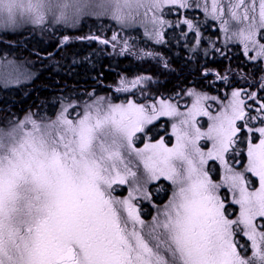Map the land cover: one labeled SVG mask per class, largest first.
<instances>
[{"label":"snow or ice","instance_id":"1","mask_svg":"<svg viewBox=\"0 0 264 264\" xmlns=\"http://www.w3.org/2000/svg\"><path fill=\"white\" fill-rule=\"evenodd\" d=\"M96 7L110 9L122 26L142 14L152 25L149 40L165 48L172 44L166 30L180 27L189 52L200 49L202 25L165 16L200 8L224 34L223 47L211 42L215 51L229 59V46L239 44L237 58L264 73V0H0V27H75L84 15L103 14ZM80 38L169 67L159 51H133L118 34ZM230 74L202 73L221 86L232 85ZM10 75L0 72L5 83ZM152 83L148 75L122 79L116 91L137 96ZM257 87L259 93L231 86L223 97L193 88L185 111L182 95L175 102L99 98L82 108L69 99L55 120L29 116L0 131V264H264V78ZM209 101L219 106L215 114ZM199 117L208 123L201 126ZM162 118L172 121L171 147L151 135ZM201 141L210 142L207 151ZM210 161L223 168L219 182ZM161 181L170 182L171 199L146 221L137 201L151 202L147 186L158 190ZM124 185L130 191L120 198Z\"/></svg>","mask_w":264,"mask_h":264},{"label":"trees","instance_id":"2","mask_svg":"<svg viewBox=\"0 0 264 264\" xmlns=\"http://www.w3.org/2000/svg\"><path fill=\"white\" fill-rule=\"evenodd\" d=\"M108 25L109 23H106L105 26H103L105 27V29H103V31L101 30V32L103 33L100 34L107 36V34L104 32L107 30L106 26ZM80 33L81 29L73 31L72 35L69 38H71V40H74L72 38H77L78 36H80ZM31 39V42H33V48L18 46V44L17 46H15V54L19 55L20 52H22L30 55L32 54L31 51H34L36 56L39 58L34 63L35 65L42 64L44 66L45 75L40 74L39 77H37L34 83V85H36L35 92H33V90H27L26 88H14L9 90H3L2 88H0V125L4 126L7 125L5 123H15L14 120H20V117L22 115H54L56 110V102H54L53 104L51 103L53 102L52 98H55V95L51 94L47 89H42V86L54 90L58 89L59 91H61L60 89L62 88L65 90H70V94H76V96L77 93L84 96V93H86V91H89L91 92L90 95L93 98L95 97V92H108L105 86L114 84L116 75L126 76L128 74H131L132 71L139 70V74L150 73L151 76L157 75L163 77L161 79H157V81L153 84V87L151 86L152 84L150 85L151 93L153 92L152 97H154L156 100H159L161 98H166L169 96L174 98L175 95L172 94H176L177 90L182 89L186 85H189V80L192 78L193 74L200 77L202 71H207L211 67V64L218 65V72H230L231 78L236 77V79L240 81L241 88L243 83H246L250 91H254L257 93H259L260 90L257 85L259 84L260 80L264 78V76H261L259 80L260 73H258L257 69L255 68H251V72L247 73L245 67L248 64L244 63L242 59L237 58L240 55L239 53H236V59L232 58V60H229L232 54L229 55V59L218 57L216 59L213 58L212 60H209V55L213 50L212 47H207L209 48L207 57H205L203 51H201L200 55H195L194 57H191V59L190 57L184 58V56L176 57L173 55L175 54V52L171 51L170 49L168 50L167 47V50H160L159 52H169V56L168 53H166L168 64L170 66H175L174 68H170L172 69V71H167L163 69L162 65H151L148 61L138 59L133 55H120L114 57L110 55V53H108V55L101 57L100 50H98L96 46L94 47L91 43L78 41L70 44L59 45V47L56 46L58 44L53 43L51 47L46 48L44 46L41 47V45H38V41L36 38L33 37ZM52 41L54 42V40ZM42 48H44L45 50L42 51ZM78 49H86L97 53L101 57L100 63L86 56H84L83 58L77 57L75 53ZM145 49L152 50V48L148 45H146ZM133 51H136V48H133ZM42 60L47 61L42 62ZM239 60L242 62H240ZM179 67L180 69H178ZM164 73L166 74V77H164ZM166 78L169 79L167 80V84L165 83ZM41 81H43V83ZM181 81L185 83L183 86H179V83ZM222 84L219 83L218 86ZM99 87H101L104 91L99 89ZM188 87L186 88L187 90ZM227 90L228 89L219 88L217 93L222 94L227 92ZM148 93L149 92H146L145 94L148 95ZM219 97H221V95ZM190 99L191 98L189 97L180 102L181 111H185L186 107L190 106L185 105V101H188ZM118 100L120 103V99ZM163 119L164 118H162V120ZM202 123H204L205 125L206 120L202 119ZM154 129L156 128L154 127ZM163 133L164 134L160 135V138H163L171 147L174 143L173 140L169 139V137L174 138L171 136V125L165 124V130L163 131ZM155 135H153V137H155ZM203 144L204 147H202V149L204 151H207V149H205V146L210 147V142H208V144L206 145L203 141ZM219 176L220 168H215V170L213 171L214 180L217 181ZM160 189H163L164 191H167V189L170 190L171 185L168 184V188L166 186H163V188ZM160 189L154 190V185L149 184V187L147 186L146 190L151 193V202L146 200V205L142 206L140 205V202L137 201L138 205L141 208L146 209L149 214L153 212V209L157 208V203L159 201L161 206L162 195H160ZM122 193L123 194H121L120 197L127 198L128 193ZM142 216L146 220L149 218L143 211Z\"/></svg>","mask_w":264,"mask_h":264},{"label":"rangeland","instance_id":"3","mask_svg":"<svg viewBox=\"0 0 264 264\" xmlns=\"http://www.w3.org/2000/svg\"><path fill=\"white\" fill-rule=\"evenodd\" d=\"M101 2L102 0H94L95 4H99ZM193 2L195 3L196 0H193ZM200 2L202 3L203 0H200ZM92 11L94 13H103V14L84 15L80 18V20L77 22L75 27H72L71 25H61V24L53 23L52 26L49 28L48 23L41 26V25H33L30 23H23V22L19 23L15 27L11 25H9L7 28L0 27V32H2V35L0 36V40L5 43V45L0 46V72L11 71V75L7 77V80H8L7 83L4 82V79L0 78V88H2L3 90H9V89H14V88H26L27 90H31V91L33 90V92H35L36 85H34V83L38 75L36 73H30L29 71H33L32 67L35 65L34 62L37 61L39 58L36 56L34 51H31L32 54L30 55H27L22 52H20L19 55L15 54V51H16L15 46H17L18 44H19L18 46H23L26 48H31V47L33 48L32 46L33 42H31L32 37L30 34L38 35L39 39L43 40L45 44V45H41V47L44 46L46 48H49L52 46L53 43L59 45V43L63 42L64 36L69 37L70 34L72 33V30L80 28L81 29L80 36H84L87 33L100 34V26H105L106 23H109V25L106 26V28L108 29V32H106L107 37H110L111 35L114 34L113 33L114 29H125V30H131V31L133 30V31L140 33V36H141L140 39H137L135 34L131 36V39H127L123 35L118 34V33L117 34L123 37L125 40H127L129 44H134V46L138 45V47H143V45H146V43H148L149 47H151L152 49L155 48L154 45L156 44L153 41H150L148 38V35L146 34L147 31L151 30L152 25L148 22L147 18L144 17L142 14L134 15L133 18L127 22L126 25L122 26L119 23H117L116 20L112 18L110 9L108 11H104L103 9L96 7V8H93ZM165 12H167V9H165ZM173 12L176 13L175 9L173 10ZM181 13L182 14L179 16V19H176L179 22H182L183 19L187 18L186 15L188 14V12L185 11L184 9ZM167 17L168 15L165 16V19H167ZM102 28L105 29V27H101V29ZM44 29H47V30L45 31ZM168 31H169V28L166 30V33ZM62 32L64 36L61 35ZM133 37H134V43L131 42ZM6 40H7V43H6ZM52 40H54V42ZM12 42H15V43H12ZM239 47L241 48L242 46L239 45ZM44 50L45 49L42 48V51ZM46 61L42 60V62H46ZM5 65H12L14 66V69L12 70L6 69L4 67ZM171 67L174 68L175 66H171ZM178 69H180V67ZM220 73H224V71ZM147 75L151 76L150 73ZM163 75L164 77H166L165 73ZM118 76L119 75H116V77ZM261 76H264V74L260 75L259 79L261 78ZM151 77L153 80V83L151 85L152 87H153V84L157 81V79L163 78L157 75H152ZM167 80L169 79L166 78V81H165L166 84L168 83ZM222 83L223 82H221V84ZM184 84L185 83L181 81L179 83V86H183ZM188 86L189 85H186L184 87H188ZM41 88L47 89L51 94H54L55 97L57 95H60L59 97L62 96L61 98L56 99V110H55L54 115L49 116L48 114H43V115L35 114L34 116H31L33 119H38V121L42 123H47L50 120H55L56 117L59 115L62 107L67 105L69 99L71 100L73 104L82 108L86 104L93 103L94 99L103 98L106 100H111L112 102L120 99V103H123L124 98H125V97L123 98L116 97L117 98L116 99L114 96L110 94V92L106 91L105 93L95 92V97H93L92 99H89L88 96L91 92L86 91V90H84L86 91V93H84V96L78 93L76 96V94H70V90H65L63 88L60 89L62 92L59 91L58 89L54 90L51 88H45L44 86H42ZM99 89L104 91L101 87H99ZM149 93H151V91ZM166 94H171V93H166ZM172 95H175V94H172ZM129 99H132V98H129ZM140 99H143V97H140ZM175 99H179V97L174 96L173 101H175ZM114 103H119V101L114 102ZM27 117L29 116L22 115L20 117V120H14L15 123H5L7 125H4V126L0 125V131L11 130L12 128L15 127L17 122H23ZM166 119L168 123L171 124V120H168V118ZM157 123L159 124L161 122L157 121ZM164 130H165V123L160 128H156L155 130H153L151 133L153 140L155 141V139L160 138V135L164 134L163 133ZM153 135H155V137H153ZM169 139L174 141V138L169 137ZM139 146H142V145H139ZM200 146L204 147V144H200ZM208 148L209 147L205 146V149L208 150ZM160 183H162L163 186H166L167 188H168V184H170V182H167V181H161ZM160 191H161L160 195H162L161 206H160V201H159L157 203V208L153 209L152 210L153 212H151L150 214L147 212L146 209L141 208L142 211L149 217L147 220L143 217L146 221H150L152 217L156 215L157 210L162 209L171 199V191L169 189H167V191L160 189ZM144 203H147L146 200H144ZM140 205L145 206L143 203H140Z\"/></svg>","mask_w":264,"mask_h":264},{"label":"bare ground","instance_id":"4","mask_svg":"<svg viewBox=\"0 0 264 264\" xmlns=\"http://www.w3.org/2000/svg\"><path fill=\"white\" fill-rule=\"evenodd\" d=\"M183 11V9H180V13ZM188 12V14L186 15L188 19H191L193 21L194 24H200L203 26V18H205V15L203 13V10L200 9V8H191V9H188V10H185ZM177 19V13L173 12L172 15H168L167 17V20H169L170 22L172 23H180L179 21L176 20ZM202 28V27H201ZM169 31L172 32V33H177L180 35V27H177L175 30H173L172 28H169ZM115 33L117 34H121L123 35L125 38L127 39H131V36L135 34L136 38L137 39H140V33L136 32V31H127L125 29H119V30H116ZM189 33V32H188ZM186 33V35L188 34ZM2 35V32H0V36ZM31 37L33 38H36L37 41H38V45H45L44 44V41L43 40H40L38 35L36 34H30ZM181 36V35H180ZM70 37V36H69ZM172 41V44L167 47V49L175 52V54H173L174 56L176 57H180V56H184V58H189V57H194L195 55H200L201 52H197V53H193V52H189L188 48H184L183 45H180L179 42L175 39H169ZM139 41V40H138ZM224 41V39H223ZM121 42V41H120ZM132 43H134V37L133 39L131 40ZM140 42V41H139ZM6 43H7V40H6ZM122 43V42H121ZM141 43V42H140ZM63 44L64 41H63ZM178 44V45H177ZM0 45H5L4 42H2L0 40ZM146 45H148V43H146ZM146 45H143V47H138V45H136L138 48H141V49H145L146 48ZM98 49V48H97ZM166 49V50H167ZM100 50L101 52V57L102 56H106L108 55V52L107 51H104V50H101V49H98ZM166 53H168V56H169V52H166V51H163V52H160V54L163 56V58L165 60H167L168 62V59L166 57ZM75 55L77 57H89L91 59H93L94 61H98L100 63L101 61V57L95 53V52H92V51H89V50H86V49H78L77 52L75 53ZM170 59V57H169ZM149 64L151 65H155V66H161L159 64H156L155 61H148ZM163 66V65H162ZM251 68L249 65H247L245 67L246 69V72L247 73H250L251 72ZM44 66L42 64H36L32 67V70L33 71H29L30 73H36L39 77V75H45L44 74ZM217 69H219L218 65L217 64H211V67L208 69V70H211V71H216ZM147 70V69H146ZM107 71V69H106ZM139 70L137 71H132L131 74H128L126 76H118V77H115V83L114 84H111V85H107L105 86L106 89L108 90V92H110V94L112 96H114V92L116 91V87L117 85L119 84V82L123 79H128V80H134V79H137L138 77L140 76H143V75H147V74H139L138 73ZM205 70L202 71V73L204 72ZM264 73H260V75H263ZM259 75V76H260ZM49 77V75H48ZM192 79V80H191ZM189 80V87H188V90L186 89L187 87H183L182 89H179L176 91V94L175 96L176 97H180L181 95L183 96V99L182 100H185L187 98H189L187 95H186V91H191L193 88H195L197 91L199 90H202V89H206L208 87H210L214 82H215V78H205L202 74L200 77H198L197 75L193 74L192 78ZM113 80V81H114ZM260 80V79H259ZM43 83V81H41ZM239 87H241V83L240 84H237ZM235 86V85H234ZM242 88L246 89L247 91H250L248 89V86L246 85V83H243L242 85ZM183 90V91H182ZM230 91V90H229ZM229 91L226 95L229 94ZM260 91V90H259ZM179 94V95H178ZM60 95H57L55 98H52L53 102L51 104H53L54 102H56V99H59L61 97H59ZM89 99H91V95L89 94L88 96ZM181 100V101H182ZM119 100L117 101H114V102H118ZM42 102V101H41ZM175 102V101H173ZM45 104V102H44ZM48 104V103H47Z\"/></svg>","mask_w":264,"mask_h":264},{"label":"flooded vegetation","instance_id":"5","mask_svg":"<svg viewBox=\"0 0 264 264\" xmlns=\"http://www.w3.org/2000/svg\"><path fill=\"white\" fill-rule=\"evenodd\" d=\"M243 60V59H242ZM172 66V65H171ZM169 71H172V69H170L169 68ZM216 72H218V70H216ZM128 191H130V189H128V186L127 185H124V186H119L118 187V191H117V195H121V194H123L122 192H124V193H128ZM120 198H122V197H120ZM140 203H143L144 205H146V203H144V201L143 202H140Z\"/></svg>","mask_w":264,"mask_h":264}]
</instances>
